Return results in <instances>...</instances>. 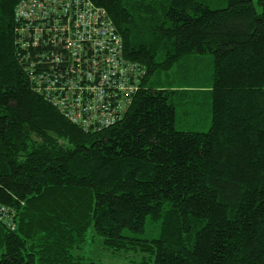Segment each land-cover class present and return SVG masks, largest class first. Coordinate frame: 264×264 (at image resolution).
<instances>
[{
    "label": "trees",
    "instance_id": "1",
    "mask_svg": "<svg viewBox=\"0 0 264 264\" xmlns=\"http://www.w3.org/2000/svg\"><path fill=\"white\" fill-rule=\"evenodd\" d=\"M20 1L0 0V264H95L88 240L128 264H264V0H90L146 71L96 131L34 91Z\"/></svg>",
    "mask_w": 264,
    "mask_h": 264
},
{
    "label": "built area",
    "instance_id": "2",
    "mask_svg": "<svg viewBox=\"0 0 264 264\" xmlns=\"http://www.w3.org/2000/svg\"><path fill=\"white\" fill-rule=\"evenodd\" d=\"M14 20L30 84L61 115L84 131L126 115L146 71L124 56L102 8L90 0H21ZM14 218L15 211L0 204V222L13 230Z\"/></svg>",
    "mask_w": 264,
    "mask_h": 264
},
{
    "label": "rangeland",
    "instance_id": "3",
    "mask_svg": "<svg viewBox=\"0 0 264 264\" xmlns=\"http://www.w3.org/2000/svg\"><path fill=\"white\" fill-rule=\"evenodd\" d=\"M253 4L255 5V8L258 13H260L261 9L257 5V0H251ZM197 68L201 69H208V59H200L199 64H197ZM158 77L156 76L152 78V85L154 87L161 86V81H157ZM164 79V78H163ZM177 129H184L183 127L176 124ZM199 129H204V127L199 126ZM90 236V234H89ZM100 240H97L95 243L90 244L89 240L88 242H85V244L78 250V253L81 256H84L85 258L91 259L95 262V264H128L132 261H135L133 254L131 253H116L113 254L110 251L104 249L100 243ZM1 255V252H0ZM138 259V258H137Z\"/></svg>",
    "mask_w": 264,
    "mask_h": 264
}]
</instances>
